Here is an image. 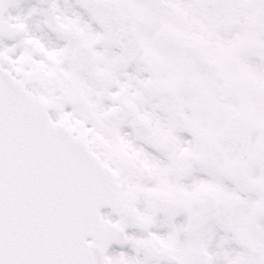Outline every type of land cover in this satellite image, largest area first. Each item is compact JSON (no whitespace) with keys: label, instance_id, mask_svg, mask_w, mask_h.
<instances>
[{"label":"snow or ice","instance_id":"obj_1","mask_svg":"<svg viewBox=\"0 0 264 264\" xmlns=\"http://www.w3.org/2000/svg\"><path fill=\"white\" fill-rule=\"evenodd\" d=\"M0 264H264V0H0Z\"/></svg>","mask_w":264,"mask_h":264}]
</instances>
